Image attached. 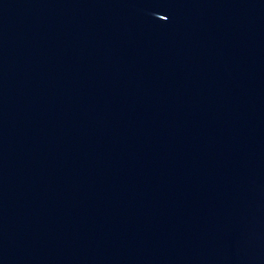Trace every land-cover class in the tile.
<instances>
[{
	"label": "water",
	"instance_id": "95a60500",
	"mask_svg": "<svg viewBox=\"0 0 264 264\" xmlns=\"http://www.w3.org/2000/svg\"><path fill=\"white\" fill-rule=\"evenodd\" d=\"M0 264H264V0H0Z\"/></svg>",
	"mask_w": 264,
	"mask_h": 264
}]
</instances>
